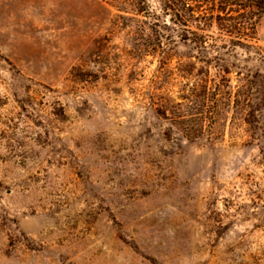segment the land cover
<instances>
[{
  "label": "rangeland",
  "instance_id": "obj_1",
  "mask_svg": "<svg viewBox=\"0 0 264 264\" xmlns=\"http://www.w3.org/2000/svg\"><path fill=\"white\" fill-rule=\"evenodd\" d=\"M147 3L0 0V264H264V15Z\"/></svg>",
  "mask_w": 264,
  "mask_h": 264
},
{
  "label": "trees",
  "instance_id": "obj_2",
  "mask_svg": "<svg viewBox=\"0 0 264 264\" xmlns=\"http://www.w3.org/2000/svg\"><path fill=\"white\" fill-rule=\"evenodd\" d=\"M159 2L163 11L170 12L171 23L176 28L177 38L181 42L190 43L203 51L255 49L251 43L255 39V22L264 15V0H159ZM125 3L129 7L148 8L147 0H125ZM212 28L219 32L217 38L207 34Z\"/></svg>",
  "mask_w": 264,
  "mask_h": 264
}]
</instances>
